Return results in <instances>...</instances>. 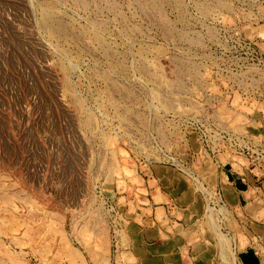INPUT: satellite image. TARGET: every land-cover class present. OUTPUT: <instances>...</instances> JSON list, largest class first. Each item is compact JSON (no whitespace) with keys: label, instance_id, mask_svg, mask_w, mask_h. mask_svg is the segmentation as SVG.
I'll list each match as a JSON object with an SVG mask.
<instances>
[{"label":"rangeland","instance_id":"374dc122","mask_svg":"<svg viewBox=\"0 0 264 264\" xmlns=\"http://www.w3.org/2000/svg\"><path fill=\"white\" fill-rule=\"evenodd\" d=\"M0 264H264V0H0Z\"/></svg>","mask_w":264,"mask_h":264},{"label":"crops","instance_id":"0c3cea01","mask_svg":"<svg viewBox=\"0 0 264 264\" xmlns=\"http://www.w3.org/2000/svg\"><path fill=\"white\" fill-rule=\"evenodd\" d=\"M161 249H163V248H161ZM162 251H164V252H165V250H162Z\"/></svg>","mask_w":264,"mask_h":264}]
</instances>
